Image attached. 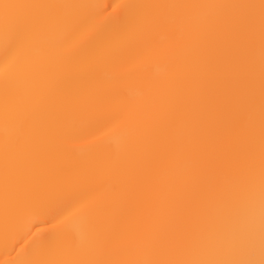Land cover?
Masks as SVG:
<instances>
[{"label": "bare ground", "instance_id": "bare-ground-1", "mask_svg": "<svg viewBox=\"0 0 264 264\" xmlns=\"http://www.w3.org/2000/svg\"><path fill=\"white\" fill-rule=\"evenodd\" d=\"M250 195L264 0H0V264H218Z\"/></svg>", "mask_w": 264, "mask_h": 264}, {"label": "clouds", "instance_id": "clouds-1", "mask_svg": "<svg viewBox=\"0 0 264 264\" xmlns=\"http://www.w3.org/2000/svg\"><path fill=\"white\" fill-rule=\"evenodd\" d=\"M72 228L78 238H86L79 222H74ZM258 231L264 233V197L258 201L255 195H250L227 217L219 240L223 258L218 260V264H249L253 238Z\"/></svg>", "mask_w": 264, "mask_h": 264}, {"label": "snow or ice", "instance_id": "snow-or-ice-1", "mask_svg": "<svg viewBox=\"0 0 264 264\" xmlns=\"http://www.w3.org/2000/svg\"><path fill=\"white\" fill-rule=\"evenodd\" d=\"M23 7V6H21ZM144 21L142 19H132L128 21V27L130 30H139L143 27ZM5 35L6 39H9V42L11 43L12 48L15 50V48L19 47L23 41V37L16 35H11V30L8 28L7 25H5ZM67 41H64L62 43H66ZM15 63V61H13ZM13 197V188H12V178L10 174L6 172L5 179H4V208L5 211H8L10 207V203ZM29 264H48L47 261L44 260H36L29 262Z\"/></svg>", "mask_w": 264, "mask_h": 264}]
</instances>
